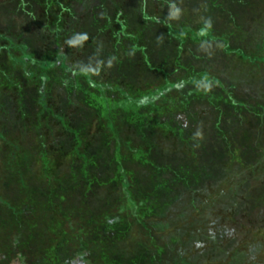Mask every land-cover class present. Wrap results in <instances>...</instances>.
Masks as SVG:
<instances>
[{"label":"rangeland","instance_id":"obj_1","mask_svg":"<svg viewBox=\"0 0 264 264\" xmlns=\"http://www.w3.org/2000/svg\"><path fill=\"white\" fill-rule=\"evenodd\" d=\"M19 1L0 0V136L8 144L17 145L21 152L28 151L20 164L31 172V186L40 183L53 190L58 186L53 199L60 197L55 207L45 198L38 200L26 193L3 194L22 200L16 204L22 209V216L10 217L11 225L6 228L9 237H20L19 251L32 264L41 258H47L45 264H56L60 255L53 248L63 242V232L71 231L79 240L67 243L68 246L77 249L85 245L93 257L92 264H104L94 243L104 239L108 231L117 244L116 250L127 258L132 256L131 264H139L140 255L146 258L144 264H173L180 257L187 259L186 250L202 254L192 264H264V125L253 120L251 113L255 110L262 115L264 111V48H258L264 44V0H24L26 5L30 3L29 9ZM138 2L164 20L161 32L166 33L171 26L199 33L198 43L187 38L185 62L217 76L220 85L210 86L209 94L235 102L231 109L225 101L217 100L197 104L190 113H169L166 117L157 113L153 115L157 122L150 124L144 113L129 116L119 135L133 144L132 149H147V163L124 150L118 153L113 147L101 146L106 124H115L123 114L111 110L106 115L97 102L70 87L68 79L72 73L60 64L43 71L34 64L24 69L11 65L8 58L9 53L18 57V52L5 48L9 43L17 47L24 44L34 63L48 61L45 55H63L68 69L89 67L92 82L107 85L114 58L107 55L108 49L102 44L105 39L84 34L86 31L81 34V24L104 35L105 29L100 26L111 18L113 22L130 12L133 17L128 20L138 21ZM88 5L94 18L87 11ZM23 19L33 22L34 27L26 26L28 29L23 31ZM162 35L170 46L177 43V38ZM177 50L178 47L173 48L172 52ZM167 72L170 74L171 70L168 68ZM159 76L154 71L140 73L132 88L148 92L160 83ZM80 81L85 83L84 79ZM41 85L46 88V102L59 107L49 111L42 108ZM108 92L105 89L106 97L113 98L115 93ZM171 96L175 97V93ZM238 104L254 109L244 110ZM21 105L24 109L20 113ZM152 126H156L159 137L147 136V129ZM245 126L254 134L251 143L261 147H256L254 155L248 154L241 141L240 129ZM170 127L178 128L181 136L190 139L188 145L177 144L187 156L163 166L159 172L157 165L166 162L159 142L163 146L168 143L172 149L177 143L161 135ZM157 149L160 152L153 157ZM73 151L78 155H71ZM98 153L102 165L94 166L91 155ZM119 156L124 162H133L134 165L125 164L129 170L139 171V184L130 177L124 179L120 176L123 173L116 175L115 169L114 174L108 169L107 165L117 163ZM47 159H61L62 164L53 172L55 178L66 177L63 185L49 183V176L41 170ZM219 170L222 180L214 183L213 172ZM114 175L117 178L113 179ZM152 179L158 180L156 186L151 184ZM220 196H226V203L217 200ZM131 200L143 209L134 219L122 210ZM58 207H62L63 213L57 211ZM51 208L52 212H48ZM106 218H116L117 226L105 225ZM69 223L77 229L91 227L100 233L90 242L84 239L83 231H69ZM40 225L45 232L37 229ZM116 229L124 233L120 238Z\"/></svg>","mask_w":264,"mask_h":264},{"label":"trees","instance_id":"obj_2","mask_svg":"<svg viewBox=\"0 0 264 264\" xmlns=\"http://www.w3.org/2000/svg\"><path fill=\"white\" fill-rule=\"evenodd\" d=\"M21 3V0L19 1ZM23 6H25L26 9L31 8V5L29 2H27V5L25 4V1L22 0L21 3ZM138 7L140 8L138 13V21L130 22V18L133 17L132 14L127 13L126 16L120 17V19H114L113 22L111 20L104 21L106 24L100 26L101 30L103 28V34H96L92 30V26H89L88 29H86L87 25L84 26V24H81L82 27H80L81 34L86 31L84 34L92 35L98 38H103L106 41L103 44L108 51L107 55L112 58H114V64L110 69L109 75L110 78L108 80L107 85L102 84H95L92 82L91 77L93 75L92 70H90L89 67H85L84 69L76 68L75 70H70L64 65V56L63 55H45L46 58L45 62H35L34 59H32L29 56V49L24 44H19V46H14L13 43H9L6 50L11 52V50L14 48L16 52H18V57H12V54H8V58L10 59L11 65H21L22 68H28L32 64L37 65V67L40 70L44 69H50L52 66H55V64H60L64 69L67 70V72L72 73L70 76L71 79H68L70 81V87H73L75 89H78L82 91V94L86 97V99H93L94 102H97L96 104L99 105V109L105 111L106 115L109 114V111L114 110L116 114H123L121 119L116 122L115 124H106L104 130L101 134V146H105L109 148L113 147L118 153H120L122 150L126 151L130 155H134L135 157H139L140 160L146 162L147 155L146 150H134L131 146L133 144H130V142H127L124 138H122L119 135V129L125 126L127 123V119L129 116L133 117H139L141 114H146V118H148L149 124L155 123L157 120L154 118L153 115H163L166 117L169 113L172 114H185L190 113L194 106H197V104H204V103H214L215 101L219 100L226 104V107L228 109H231L230 106L234 102L233 100L227 99L223 100L222 96L219 94H209L207 89L210 86H219V81L217 76L213 75L211 72L205 70V69H198L192 64H188L185 62V47L188 45L187 38H190L193 42L198 43L200 39V35L196 34V32L190 28H183V29H177V28H171L170 30H167L166 33L161 32L159 29L165 28V25L163 24L164 20L159 19L156 14L150 13L144 6V4L138 2ZM87 11L90 13L91 18L95 17L94 12L92 11L91 6H87ZM99 12V9L97 7V13ZM126 13V12H125ZM21 23L23 31L27 30V27H32L33 22L28 21L26 22V19L22 20ZM99 21V19L96 18V23ZM89 24V22H88ZM32 25V26H31ZM101 25V24H100ZM161 26V28L159 27ZM27 26V27H26ZM158 28H157V27ZM34 27V26H33ZM42 27V26H41ZM27 28V29H26ZM83 29V30H82ZM86 29V30H85ZM138 29V32L136 33ZM73 31V30H72ZM83 31V32H82ZM101 32V33H102ZM31 34V33H30ZM106 34V35H105ZM162 34H165L166 36H172L177 38V47L178 50L176 53L172 52L173 48H177L176 44L170 46L168 41H166ZM106 36V38L104 37ZM30 37H33L30 35ZM101 40V39H100ZM201 42V41H200ZM95 42L94 44H96ZM93 42H89V45ZM16 47V48H15ZM258 48L261 50L264 48V44H259ZM156 52H158V55L163 59H161L159 56H157ZM171 60V63H170ZM170 63V64H168ZM90 65V63H89ZM88 65V66H89ZM158 65V66H156ZM92 66V65H90ZM171 66V67H170ZM14 67V66H13ZM171 70V73L168 74L167 69ZM92 69V68H91ZM25 72V70H23ZM154 71V74H159V82L158 85H156L154 88H151L148 92L138 91L132 88L134 85V80H136L137 76L140 75V73ZM19 73V72H18ZM44 79H46L44 77ZM42 79V80H44ZM80 79H84L85 83L82 84ZM41 98L43 97L42 108L46 111L51 110L50 108L54 109L58 105L54 104H48L45 100V91L42 85H41ZM46 89V88H45ZM105 89L109 90L108 94L115 93L113 98H107ZM172 93H175V97L171 96ZM165 95V96H164ZM87 100L86 102H88ZM235 103V102H234ZM95 105V104H93ZM59 107V106H58ZM237 107H242L244 110L251 111L254 109V107H249L248 105L244 104H238ZM24 109V105L20 106L18 111L21 113ZM43 110V111H44ZM237 111V109H236ZM252 113V119L255 121H258L257 123H260L261 125H264V111L263 114H259L258 111L251 112ZM24 114V113H23ZM131 114V115H129ZM14 115H17L16 113ZM110 119V116H107ZM155 119V120H154ZM165 119V118H164ZM159 121V120H158ZM166 125V123H165ZM156 126H152V128L147 129L144 135L147 133L148 137H152L150 135H155L156 137H159L160 133L155 132ZM175 129V130H174ZM168 131H164L161 135H165V139L169 138L171 140H175L176 146L172 149L168 146V143L164 142V146L161 142H159V146H162L164 150L161 152H164V159L166 162L160 167L157 165L158 171L160 172L163 170V166L165 165H173L174 163L179 162L182 158H185L187 155L185 153L184 148L180 149V144H186L188 145L190 143V139L184 138V136H181L179 133V129L176 127H170L167 129ZM240 130H242V133L240 136H242L241 141L244 148H246L248 154L252 152V155L256 154V147L261 148L259 146L253 145V132L245 127H242ZM175 131V132H174ZM7 139L1 138L0 136V264H32L30 261L31 259L27 256L22 254L19 251V244L22 241H19L20 237L17 235L16 237H9L7 234V227L11 225V218L14 216H22L21 211L22 209H18L16 207V204L21 203V198H16L15 196L10 197L9 195L11 193H18V195H21L22 193L29 194L28 196H32L34 198L37 197V199H43L45 198L48 203L52 204L53 206L56 205L57 199H53L54 196L57 194L58 186L53 190L48 187H43L40 183L38 184H32L31 186V172H28V168H23L21 166V162L23 161V157L25 156V153L28 151H20V148L18 146H14L12 143L8 144L6 142ZM65 147L60 146L59 150H63ZM255 147V148H254ZM254 148V149H253ZM186 149V147H185ZM57 151V152H58ZM72 152V151H71ZM156 152H160L158 149L156 151L151 152L150 154H153V157L156 156ZM146 153V154H145ZM6 155V156H5ZM29 155V154H27ZM73 156L78 155L77 151H73ZM251 155V154H250ZM3 157V158H2ZM124 157V155H123ZM123 157L119 156V161L117 163H109L107 165L108 169L110 168L111 173L113 174L116 172V175L118 173L120 176H123L124 179H128V177L131 178V180H137V183L139 184L138 180L142 179L141 174L138 170H129L128 167H126L128 163L133 164L131 162L128 156L126 162H124ZM61 159H52L45 160L44 166L42 167L43 173H45L47 176H49L48 181L49 183H55L57 185L62 184L63 180L66 177L62 178H55L54 172L57 166H59L61 163ZM102 159L100 158V155L93 154L91 155V162L94 163V166L102 165L101 164ZM249 161V159H248ZM60 163V164H59ZM162 163V161H161ZM105 164V163H104ZM115 164H120L115 165ZM134 165V164H133ZM115 169V170H114ZM119 169V170H118ZM49 171V172H48ZM54 171V172H53ZM166 171V170H165ZM164 171V172H165ZM226 171V170H225ZM224 171V175H225ZM48 172V174H47ZM221 172L217 171L216 173L213 172L212 180L217 182L221 179ZM51 173V174H50ZM96 173L97 170H96ZM100 173V170H99ZM44 174V176H45ZM115 176V175H114ZM119 176V175H118ZM117 178V176L113 177V179ZM222 180V179H221ZM110 182V181H109ZM151 184L156 186L158 184L157 179H152ZM50 189V190H49ZM2 190V192H1ZM4 193H8V196H4ZM129 193V192H125ZM131 194V193H130ZM130 196L131 195H128ZM14 202H12V200ZM53 199V200H52ZM226 203V196H220L219 199ZM47 203V204H48ZM46 204V206H48ZM141 204V203H140ZM222 205V204H221ZM19 206V205H18ZM142 207V204L140 205ZM223 207H225L223 205ZM53 208V207H52ZM52 208L48 210V212H52ZM59 210L62 211V207H58ZM227 209V207H225ZM19 210V211H18ZM122 210H127L130 214L132 219L135 218L136 215L139 213H143V209L138 206L136 202L133 200L129 201L126 206H123ZM24 211V210H23ZM32 211V208H31ZM25 217L28 219V215L25 214ZM23 222V221H22ZM105 225L107 226H117V220L116 218L104 219ZM21 223V222H20ZM91 223V222H90ZM43 225V224H42ZM61 228V227H60ZM67 228L70 230H78L80 232H84V239L88 238L90 239V242H94L92 239L95 238L100 233L99 230H95L94 228L87 227V228H75V226L69 223ZM37 229H43L40 225ZM219 229V228H217ZM47 230L49 228L47 227ZM220 230V229H219ZM44 231V229L42 230ZM45 232V231H44ZM71 232V231H70ZM63 232L62 239L63 242L59 246H55L53 248V252H55L59 258L55 259L56 264H78V261L82 262V264H92V255L87 250V247L85 245H79L77 249H72L68 246V244L71 242H75L79 240V238L75 237V235H72V232L70 233ZM120 238V235L124 234L123 231H120L116 229L115 231ZM125 232V231H124ZM220 236H223L221 230L219 231ZM108 231L105 232V238L96 240L94 244L98 247V257L101 258L102 263L104 264H131L130 260L132 258H127L126 255L123 256V253L120 252V250H116L115 246L117 244L114 240L111 239L110 235H108ZM20 236H23L21 234ZM26 237V234H24ZM23 236V237H24ZM198 237V236H197ZM82 238V237H81ZM198 242H201L199 239L196 240ZM218 243L217 240H214ZM214 242V243H215ZM68 243V244H67ZM211 243V242H210ZM212 243L213 245H215ZM67 244V246H66ZM193 245H197L194 241L192 243ZM199 244V243H198ZM204 246V243H202ZM172 245H175L173 243ZM194 246V247H195ZM176 248V246H175ZM203 250H205L203 248ZM200 252H188L186 250V254H188L187 259L184 260V258H181L174 261L173 264H192L195 262L194 259L199 258ZM204 254V253H203ZM198 255V256H197ZM85 256V257H84ZM84 257V258H83ZM134 257V256H133ZM144 258V259H143ZM133 260V258H132ZM40 262L34 263V264H45L44 262L47 261V258H41L39 260ZM77 261V262H76ZM139 264L146 263V258L143 255H140L138 258ZM73 262V263H72Z\"/></svg>","mask_w":264,"mask_h":264}]
</instances>
